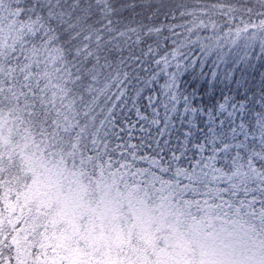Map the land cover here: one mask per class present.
I'll use <instances>...</instances> for the list:
<instances>
[{"label":"snow or ice","instance_id":"snow-or-ice-1","mask_svg":"<svg viewBox=\"0 0 264 264\" xmlns=\"http://www.w3.org/2000/svg\"><path fill=\"white\" fill-rule=\"evenodd\" d=\"M0 264H264V0H0Z\"/></svg>","mask_w":264,"mask_h":264}]
</instances>
